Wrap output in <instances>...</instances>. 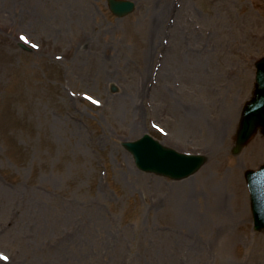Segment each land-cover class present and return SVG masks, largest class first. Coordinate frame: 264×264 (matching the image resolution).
Listing matches in <instances>:
<instances>
[{
  "label": "rangeland",
  "instance_id": "rangeland-1",
  "mask_svg": "<svg viewBox=\"0 0 264 264\" xmlns=\"http://www.w3.org/2000/svg\"><path fill=\"white\" fill-rule=\"evenodd\" d=\"M131 1L117 18L107 0H0V264H264L244 178L264 135L232 153L264 0ZM145 133L208 161L145 173L121 146Z\"/></svg>",
  "mask_w": 264,
  "mask_h": 264
},
{
  "label": "water",
  "instance_id": "water-1",
  "mask_svg": "<svg viewBox=\"0 0 264 264\" xmlns=\"http://www.w3.org/2000/svg\"><path fill=\"white\" fill-rule=\"evenodd\" d=\"M110 11L117 17L132 13L135 3L125 0H107ZM256 84L254 96L244 107L237 131L235 155L251 141L260 129L264 134V58L256 64ZM113 91L116 88L112 87ZM123 147L129 151L136 166L146 172L167 177L172 180H184L197 173L207 162L206 156L187 155L162 145L146 134L135 142H125ZM255 219V230H264V166L257 172L246 173Z\"/></svg>",
  "mask_w": 264,
  "mask_h": 264
},
{
  "label": "bare ground",
  "instance_id": "bare-ground-1",
  "mask_svg": "<svg viewBox=\"0 0 264 264\" xmlns=\"http://www.w3.org/2000/svg\"><path fill=\"white\" fill-rule=\"evenodd\" d=\"M222 135H224V133H222ZM240 210H241V207H240ZM240 210H238V211H240ZM224 214H225L224 218L219 216V218H220V225H219L220 234L218 235L220 237L218 240V243H219L220 248L223 250H225V248H227V247L229 248V246L233 243V240H235V237L232 235L233 233L231 232V229H230V226L234 225L235 220L229 218V213L227 210L224 211ZM239 217L242 219L244 218L243 212L240 211ZM244 220H245V218H244Z\"/></svg>",
  "mask_w": 264,
  "mask_h": 264
},
{
  "label": "snow or ice",
  "instance_id": "snow-or-ice-1",
  "mask_svg": "<svg viewBox=\"0 0 264 264\" xmlns=\"http://www.w3.org/2000/svg\"><path fill=\"white\" fill-rule=\"evenodd\" d=\"M4 259H7V257H4Z\"/></svg>",
  "mask_w": 264,
  "mask_h": 264
}]
</instances>
